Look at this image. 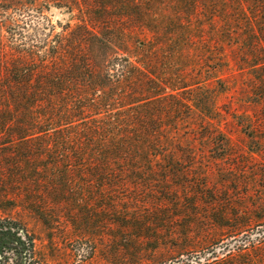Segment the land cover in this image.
<instances>
[{"label":"trees","instance_id":"16d2710c","mask_svg":"<svg viewBox=\"0 0 264 264\" xmlns=\"http://www.w3.org/2000/svg\"><path fill=\"white\" fill-rule=\"evenodd\" d=\"M51 3L69 14L59 29L43 13ZM15 15L36 24L19 44L0 39V193L13 202L54 193L70 170L128 179L180 163L169 156L195 129L184 119L202 113L194 92L212 81L226 92L227 70L254 69L264 95V0H0V30ZM17 233L0 221V264L7 250L25 264ZM246 247L226 244L214 264H261Z\"/></svg>","mask_w":264,"mask_h":264},{"label":"rangeland","instance_id":"374dc122","mask_svg":"<svg viewBox=\"0 0 264 264\" xmlns=\"http://www.w3.org/2000/svg\"><path fill=\"white\" fill-rule=\"evenodd\" d=\"M43 13L56 29L69 18L53 4ZM35 24L15 15L0 39L26 41ZM252 70H227L224 93L212 79L210 93L194 92L202 113L193 110L180 125L195 129L181 137L186 148L169 156L178 164L153 165L128 179L70 170L60 192H23L16 202L0 193V221L28 245L25 264H214L225 256L223 246L239 243L264 264V104L257 102L264 95L251 85ZM2 254L5 264H20L13 250Z\"/></svg>","mask_w":264,"mask_h":264}]
</instances>
